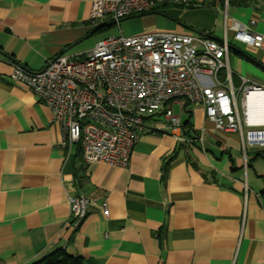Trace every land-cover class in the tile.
Segmentation results:
<instances>
[{
	"label": "crops",
	"instance_id": "crops-1",
	"mask_svg": "<svg viewBox=\"0 0 264 264\" xmlns=\"http://www.w3.org/2000/svg\"><path fill=\"white\" fill-rule=\"evenodd\" d=\"M233 1L191 0L92 24L90 0H0V264L56 248L82 264H264V147L243 145L238 131L216 129L199 104L184 102L173 104L186 113L183 134L201 133L202 144L144 132L129 165L84 162L78 146L60 144L38 96L10 77L14 63L40 71L59 54L83 56L96 32L115 25L126 36L226 38L234 86L238 75L264 86V52L230 28L240 22L264 33V0ZM77 194L104 201L108 214L90 204L69 229L67 198Z\"/></svg>",
	"mask_w": 264,
	"mask_h": 264
},
{
	"label": "built area",
	"instance_id": "built-area-1",
	"mask_svg": "<svg viewBox=\"0 0 264 264\" xmlns=\"http://www.w3.org/2000/svg\"><path fill=\"white\" fill-rule=\"evenodd\" d=\"M166 5L189 6L191 0H90L89 21L96 24L104 16L118 21ZM230 28L235 40L264 52V33L240 22ZM228 50L226 38L160 30L119 34L98 40L83 56L59 54L41 71L14 63L10 77L38 96L61 129L60 144L78 146L84 162L127 166L144 132L168 130L182 143L202 144L201 133L183 134L172 110L184 102L199 104L216 129L238 131L243 145L262 148L264 86L241 75L234 86ZM67 201L71 230L83 222L90 204L108 214L97 198L77 194Z\"/></svg>",
	"mask_w": 264,
	"mask_h": 264
},
{
	"label": "trees",
	"instance_id": "trees-1",
	"mask_svg": "<svg viewBox=\"0 0 264 264\" xmlns=\"http://www.w3.org/2000/svg\"><path fill=\"white\" fill-rule=\"evenodd\" d=\"M229 3L233 0H227ZM26 264H82L80 256L67 253L62 248H56L50 253Z\"/></svg>",
	"mask_w": 264,
	"mask_h": 264
},
{
	"label": "rangeland",
	"instance_id": "rangeland-1",
	"mask_svg": "<svg viewBox=\"0 0 264 264\" xmlns=\"http://www.w3.org/2000/svg\"><path fill=\"white\" fill-rule=\"evenodd\" d=\"M121 32V33H120ZM125 33V30L124 29H121L119 30V28H117L115 25L114 26H109V27H106L105 29H102L100 30L99 32H96L95 33V38L100 40V39H103V38H106L108 36H112V35H119V34H122ZM126 36V35H124ZM173 112L176 114V115H179V117L181 118V120L185 119L186 118V113L183 112V111H179V108L178 106L174 105L173 107Z\"/></svg>",
	"mask_w": 264,
	"mask_h": 264
},
{
	"label": "water",
	"instance_id": "water-1",
	"mask_svg": "<svg viewBox=\"0 0 264 264\" xmlns=\"http://www.w3.org/2000/svg\"><path fill=\"white\" fill-rule=\"evenodd\" d=\"M54 58H55V57H53L52 59H54ZM52 59H51V60H52ZM46 66H47V64H46L41 70H44V69L46 68ZM41 70H40V71H41Z\"/></svg>",
	"mask_w": 264,
	"mask_h": 264
}]
</instances>
